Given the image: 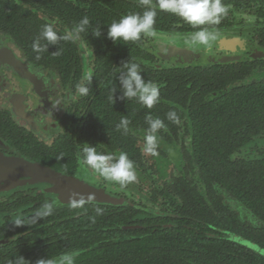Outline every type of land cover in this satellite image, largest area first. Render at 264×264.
Wrapping results in <instances>:
<instances>
[{
    "label": "trees",
    "instance_id": "obj_1",
    "mask_svg": "<svg viewBox=\"0 0 264 264\" xmlns=\"http://www.w3.org/2000/svg\"><path fill=\"white\" fill-rule=\"evenodd\" d=\"M144 10L140 0H0V28L13 36L30 61L56 71L75 93L77 85L89 87L88 95L78 93L79 99L69 106V112H75L76 125L94 124L95 139L90 142L100 152H126L139 174L148 169L139 146L149 126L148 114L164 121L166 128L157 134L161 140L172 142L171 137L178 138L183 123L188 128L190 140L180 151L179 175L171 173L170 181L158 193L166 199L170 194L177 196L175 209L150 212L126 204L119 219L109 218L108 211H103L102 222L111 228L105 230L106 237L119 231L121 236L135 234L96 247L94 253L102 256L96 263L264 264L260 255L264 253V159L237 156L241 144L264 128V98L250 87L230 88L227 83L235 78L233 72L229 74L230 80L226 71L156 66V54L147 42L148 36L126 44L113 43L107 37L108 25L113 21ZM157 14L166 12L157 10ZM85 16L90 21L85 32L75 40L49 45L37 59L32 44L45 24H53L64 34ZM178 23L174 16H159L155 29L184 31L183 27L174 26ZM97 28L101 30L100 37L92 34ZM78 39L93 52L91 83L86 79ZM41 44L47 41L41 40ZM127 61L140 64L142 77L158 84L161 98L151 109L135 98H120L119 79L126 71ZM215 91L218 95H213ZM170 111L177 113L178 123L167 119ZM121 117L131 121L126 134L116 127ZM82 131L78 132L80 138L84 137ZM158 151L165 152L159 147ZM230 201L238 208L234 209ZM99 214L92 212L71 220L83 221L86 216L93 218ZM132 224L142 227L120 229Z\"/></svg>",
    "mask_w": 264,
    "mask_h": 264
},
{
    "label": "flooded vegetation",
    "instance_id": "obj_2",
    "mask_svg": "<svg viewBox=\"0 0 264 264\" xmlns=\"http://www.w3.org/2000/svg\"><path fill=\"white\" fill-rule=\"evenodd\" d=\"M223 2L228 6L229 12L219 25L209 26L218 33L216 41L212 42L210 52L202 45L188 47L185 41L189 39L190 33L197 29H192L193 27L182 18L168 12L157 14V18L163 15L178 18L179 23L174 26L183 27L185 30L156 31L155 36H148L147 42L153 45L156 54L155 64L156 66L203 67L212 69L216 73L226 71L225 74L230 80L229 74L233 72L236 73L235 78L227 83L230 88L250 87L254 93L259 92L264 98V0H223ZM157 10L161 11L158 8ZM168 47L198 53L202 58L191 60L182 55L169 56ZM0 51L10 52L24 66V72L20 73L9 63L0 60L1 154L23 156L103 188L109 193L126 198L132 205L131 208L136 210L143 208L145 211L157 212L168 209L165 200H171L172 204L175 203V199L178 200L174 194H170L171 197L167 199L162 194H158L170 180L164 181L161 188H156L151 183L146 185L145 191L149 194L150 202L155 205L160 204L159 208L136 202L126 192L117 190L120 187L115 186L116 190H113L110 188L111 185L103 184L97 178V173L83 163L85 147L95 146L100 152L98 146L90 142L95 139L93 132L96 131V127H91V124L76 125L78 119L75 118V112L73 110L69 112V106H74L79 96L69 102V89L72 91L69 84H64L53 69L30 61L13 36L1 28ZM158 56L162 60L158 59ZM206 58L208 59L204 60ZM213 95H218V91L213 92ZM242 128L245 129L246 126ZM80 130H83V138L78 135ZM171 139L172 142H168L158 138L159 148L165 151L164 154L159 151L158 153L166 157L168 148L176 149L180 157L176 168L179 171L182 161L180 151L183 146L189 144L190 140L185 123L179 131L178 138L171 137ZM143 145L144 141H141L139 146L142 150ZM238 150L239 157L264 159V128L255 132L250 139L241 144ZM108 153L118 155L120 151ZM171 173L175 176L179 175L171 171L169 179ZM137 180H139L138 174ZM154 192L157 193L155 198ZM229 203L233 207L234 202ZM46 204L53 206L51 214H46ZM72 205L54 203L51 195L41 193L37 187L1 192L0 242H7L0 244V264H17L22 257L23 264H37L38 260H55L65 253L75 254V264H100L96 263V260L102 256L94 253L99 246L105 245L107 241L115 242L135 234L133 232L132 235L127 233L121 236L122 232L119 231L110 234V237L105 236V230L111 228L102 222L105 217L103 211H108L107 217L119 219V212L126 204L111 206L83 203L77 207ZM96 209H101V212L93 218L86 216L87 220H71L83 214L97 213ZM17 221L20 225L16 224ZM134 226L132 224L120 229L123 231L142 227ZM260 255L264 257V253Z\"/></svg>",
    "mask_w": 264,
    "mask_h": 264
},
{
    "label": "clouds",
    "instance_id": "obj_3",
    "mask_svg": "<svg viewBox=\"0 0 264 264\" xmlns=\"http://www.w3.org/2000/svg\"><path fill=\"white\" fill-rule=\"evenodd\" d=\"M140 4L145 8L142 13L132 12L122 16L118 21H113L108 25L107 37L118 43L119 41L137 42L143 36L156 35V17L157 8L182 18L186 23L191 25L196 31L189 35V39L185 41L188 47L197 45L204 46L205 50L210 52L212 42L216 41L218 33L209 26L219 25L221 20L227 16L229 12L228 6L223 0H156L155 5L152 0H140ZM90 24L88 17H83L73 29L64 34L59 33L53 24H45L40 35L34 40L32 49L36 52L37 59L39 53L46 51L49 45H57L61 40H75L80 33L85 32ZM95 37L101 36L100 28L92 33ZM41 40L47 41L42 45ZM58 54V53H57ZM124 71L119 79L121 99H136L138 102L151 109L160 101V89L157 83L151 80H145L141 75L140 64L136 62H125ZM86 79L89 83L92 81V73L87 74ZM77 91L80 95L89 94V87L80 84L77 85ZM116 92L113 89V94ZM167 119L173 123L179 122V116L175 111L167 113ZM148 128L144 135L143 151L152 156L158 155V133L166 125L159 117L153 118L151 114L146 116ZM131 121L127 117H121L120 123L116 126L117 130H123L126 134L129 131ZM83 163L92 169L95 173L109 181L117 182L121 186L137 180L135 162L131 160L126 152H120L118 155L111 153L98 152L95 146H87L83 149ZM79 196V194H77ZM84 198L79 197V204L73 203V207L81 206ZM52 205L46 204V214H51ZM97 213L101 209H96ZM20 225V222H16ZM23 257L17 261V264H23ZM37 264H75V254L65 253L58 259H41Z\"/></svg>",
    "mask_w": 264,
    "mask_h": 264
},
{
    "label": "water",
    "instance_id": "obj_4",
    "mask_svg": "<svg viewBox=\"0 0 264 264\" xmlns=\"http://www.w3.org/2000/svg\"><path fill=\"white\" fill-rule=\"evenodd\" d=\"M164 50H166L165 47ZM167 53L169 56L182 55L191 60L202 58L198 53L177 47H168ZM0 60L9 63L18 72H24V66L10 52L0 51ZM33 187L39 188L41 193L51 195L56 204L79 203V197L84 198V203L111 206L130 204L124 197L109 193L103 188L57 171L45 164L28 160L23 156H6L0 153V193ZM5 242L7 241H1L0 244Z\"/></svg>",
    "mask_w": 264,
    "mask_h": 264
},
{
    "label": "rangeland",
    "instance_id": "obj_5",
    "mask_svg": "<svg viewBox=\"0 0 264 264\" xmlns=\"http://www.w3.org/2000/svg\"><path fill=\"white\" fill-rule=\"evenodd\" d=\"M77 44L80 50L82 65L86 71V74H88L92 68L93 52L80 39L77 40ZM157 58L162 60L160 56H158ZM76 96L78 97V94L75 95L69 89V102L74 100ZM93 126L94 124L91 125V127ZM166 153H167V156L163 157V155L160 153H158V155L156 156H152L144 152V154L146 155V159H147L146 161H148L146 164L148 169L144 171L141 170L139 172L138 174L139 180H137L138 181L137 184L135 181L134 183L132 182V183H128L125 186H121L119 183L106 180L100 175L96 174V176L98 179H100V181L103 184L111 185L113 188L111 186L110 188L113 190H116L114 189L115 186L120 187V189H117V190L126 192L131 197V199L135 200L136 202L159 208L161 206L160 204L155 205L150 202L149 194L145 191V189H146V185L150 183L154 184L156 188H161L163 182L169 180V173L171 171L174 172L175 174H178V171L176 170V168L179 163L180 157L178 155L177 150L168 148ZM164 202L167 204L166 207L170 209V211L174 210L175 205L178 204V200L176 199H175L174 204L171 203V200H165ZM233 208L234 209L238 208L236 203H233ZM241 213L244 216L243 212Z\"/></svg>",
    "mask_w": 264,
    "mask_h": 264
}]
</instances>
